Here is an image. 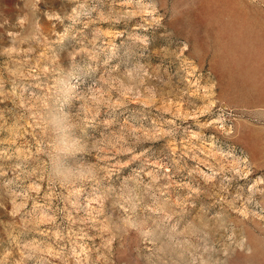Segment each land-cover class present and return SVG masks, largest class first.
Listing matches in <instances>:
<instances>
[{
	"label": "rangeland",
	"instance_id": "rangeland-1",
	"mask_svg": "<svg viewBox=\"0 0 264 264\" xmlns=\"http://www.w3.org/2000/svg\"><path fill=\"white\" fill-rule=\"evenodd\" d=\"M0 264H264V0H0Z\"/></svg>",
	"mask_w": 264,
	"mask_h": 264
}]
</instances>
